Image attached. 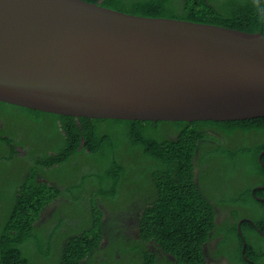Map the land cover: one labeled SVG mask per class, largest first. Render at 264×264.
Returning a JSON list of instances; mask_svg holds the SVG:
<instances>
[{
  "label": "trees",
  "instance_id": "obj_1",
  "mask_svg": "<svg viewBox=\"0 0 264 264\" xmlns=\"http://www.w3.org/2000/svg\"><path fill=\"white\" fill-rule=\"evenodd\" d=\"M84 1L142 17L179 19L246 33L260 32L264 36V0ZM0 106L12 105L0 102ZM17 108L24 111V118L55 126L61 145L56 148L53 162H45L46 167L41 163L37 168L40 172L55 168L53 177H61L65 182L57 179L50 188L42 185L23 189L26 193L32 189L20 204L26 211L22 216L24 222L17 216V197H13L9 216L0 222V264H34L36 254L45 264L52 263L48 257L53 244L49 232L57 229L58 224L46 227L51 225L52 218L47 222L36 219L42 203L48 201V190L55 193L62 210L80 221H76L77 228L62 223L71 230L61 256L68 264L96 247L99 259L92 260L90 256V263L108 258L109 263L130 264L134 252L148 254L149 241L174 256L179 264H207L202 247L218 240L216 233L211 238L216 227L214 206L224 208L222 202L230 204L238 191L235 187L223 191L233 181L217 177L219 173H228L236 164L243 172L250 169L261 174L255 187L264 183V168L257 161L259 151L264 150V117L227 122H144L76 118ZM258 137L263 139L246 147ZM9 138L2 140L9 143ZM211 169L218 174L211 176ZM64 170L66 175H57ZM29 183L28 180L26 185ZM208 184H215L213 192ZM252 187L241 186L236 204L255 203L264 215V200L253 197H264V189ZM236 204L228 209L233 219L238 218L233 211ZM30 205L35 209L28 214ZM127 216L137 218L139 238L119 233V219ZM34 219L37 227L25 225ZM222 220L218 224L220 230L227 228L223 222L230 223L228 216ZM10 225H18L12 228L16 232L19 229L17 234L10 230ZM255 235L259 238L255 245L264 248V237ZM103 238L107 244L101 248L98 243ZM239 239L235 241L238 243ZM109 247H113L111 253L107 251ZM217 247L214 245V252ZM159 263L168 264L164 260Z\"/></svg>",
  "mask_w": 264,
  "mask_h": 264
},
{
  "label": "water",
  "instance_id": "obj_2",
  "mask_svg": "<svg viewBox=\"0 0 264 264\" xmlns=\"http://www.w3.org/2000/svg\"><path fill=\"white\" fill-rule=\"evenodd\" d=\"M0 102L88 119H258L264 36L84 0H0Z\"/></svg>",
  "mask_w": 264,
  "mask_h": 264
},
{
  "label": "flooded vegetation",
  "instance_id": "obj_3",
  "mask_svg": "<svg viewBox=\"0 0 264 264\" xmlns=\"http://www.w3.org/2000/svg\"><path fill=\"white\" fill-rule=\"evenodd\" d=\"M23 114L24 111L18 109L17 106H0V141H2L0 143V222L9 216L8 213L13 203L12 200L14 196L17 197L15 207L19 208V214L17 216H19L21 219L23 214L26 213L25 208L20 205L23 203L22 201H24L25 198L30 195V191L32 190L31 189L26 193L23 191V189L26 187L31 186L34 188L45 185L47 188H50L56 185L57 179L65 182L61 177H53V174L56 175L55 168L47 167L45 172H40L37 168L41 163H51L54 161L53 157H55L56 148L58 145H61L59 144L61 140L58 139V141L55 140V142L50 141V144L48 141L44 140L41 145H39L34 140H28L27 135L21 129L10 125V121L12 119H23L32 123H38L34 120L24 118ZM1 132L6 134H1ZM7 133L11 135L10 138ZM3 138H9L10 142L8 143L5 140H2ZM262 139L263 137L255 138L250 142V144H246V147L249 145L255 146ZM81 145H83V142H81ZM257 156V161L264 168V162L262 161L264 150L259 151ZM44 167H46L45 164ZM209 173L211 176L218 174L217 170L212 171V169L209 170ZM62 174L66 175V170L58 173L57 175ZM258 174L261 175L259 172H254L250 169L245 170L244 174V172L240 170V167L235 164L228 173L222 172V174L219 173L217 176L219 177L221 175L222 178L231 180L235 183L234 184L232 182V184L227 185L223 191L231 187L238 188V191L234 194L235 199H233L230 204H225L222 202L221 205L224 208L214 206L216 220L215 223H213L214 226L216 224V227L211 231V238H213V233H216L218 240L215 239V241L212 243H206L202 247L203 252L205 253V261L207 264H264V248L255 245L257 240H259L255 233H257L260 237H264V215L260 214V208H258L257 204L255 203H248L245 206H239L236 204L238 201L237 198L239 197L238 195L240 194V188L243 184L253 185L252 190L257 188L264 189V183L263 185L255 187L258 182L261 181ZM28 180L31 183L26 185ZM35 182L37 183L34 184ZM208 185L212 187L211 191L213 192L215 184ZM36 193L38 194V191ZM7 195H9V197L5 199ZM42 195L43 197L45 196L44 191L42 192ZM47 196L48 201L42 203L40 210L37 212L36 219H39L41 222H47L48 219L50 220V218H52L51 225L49 224L46 227H50L55 223L58 224L57 229L49 232L51 241L53 242L51 246L53 256L51 253L49 254L48 257H50L52 263L48 264H68L66 263L65 258L62 259L61 256L63 254L62 246L64 242H66V238L69 236L68 233H70L71 230L64 228L63 224H71V227L77 228L80 221L78 220L79 218H74L72 217L71 213L61 209L59 204L60 202H57L54 192L48 190ZM253 197L257 200H264V197L258 198V196L255 194H253ZM7 200L8 205L6 203ZM34 200L39 201L37 198ZM234 203L236 204V207L233 209V211L236 212V215H238V218L236 219L232 218V212L228 210L229 207H231V205ZM131 205L135 206L134 203H131ZM28 207L29 209L27 213L31 214L35 207L32 205ZM224 216L229 217L230 223L223 222L227 228L220 230L218 228V224L223 221L222 219ZM55 217L56 219H53ZM57 217L60 219L57 220ZM24 220L25 218H22L23 222ZM69 220L71 222H69ZM119 220L121 221L120 228L122 229L119 233L129 237L139 238L137 218L127 216L123 220ZM34 221L35 219L31 223L27 222L25 225L35 228L37 225L34 224ZM72 221H78V224H76L77 222L73 223ZM234 221L237 224H235ZM60 224L62 225L60 226ZM14 226L18 227V225H10V230L17 234L19 229L16 232L15 229H12ZM236 233H239L240 235H237ZM106 234L110 235L108 232H106ZM60 236L64 238L61 239L62 237ZM239 237L241 238L239 239ZM235 238L239 239L238 243L235 241ZM247 241L249 245H247ZM98 244L101 245V248H103L102 246L107 244V240L103 238ZM217 244H220L219 248L217 247ZM214 245L218 249L216 252H214ZM111 248L113 247L107 248L109 253L112 251ZM97 249L98 247L93 248L89 254L83 255L82 253L80 257L76 256L75 259L77 260L73 264H123L122 262L109 263L108 258L107 260L104 259L98 262L90 263V256L92 260L94 258L99 259ZM146 249L148 253L147 255L143 254L141 251L134 252L130 264H160V260H164V263L168 264H179L174 256L163 252L153 241H149ZM34 264L45 263L43 259L39 258L36 254V260Z\"/></svg>",
  "mask_w": 264,
  "mask_h": 264
},
{
  "label": "rangeland",
  "instance_id": "obj_4",
  "mask_svg": "<svg viewBox=\"0 0 264 264\" xmlns=\"http://www.w3.org/2000/svg\"><path fill=\"white\" fill-rule=\"evenodd\" d=\"M10 125L21 129L27 135L28 140L30 141L34 140L39 145H41L44 140L48 141L49 144L50 141L52 142H55V140L58 141V136L55 133V126L48 122L32 123L28 120L12 119L10 121ZM8 197L9 195H7L5 199H7ZM6 203L8 205V200ZM69 222L71 221L69 220ZM72 222L76 223V221H72Z\"/></svg>",
  "mask_w": 264,
  "mask_h": 264
}]
</instances>
